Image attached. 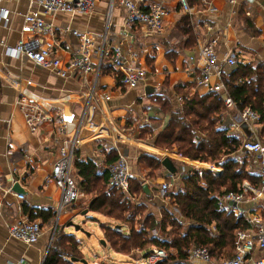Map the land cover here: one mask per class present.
Wrapping results in <instances>:
<instances>
[{
  "label": "crops",
  "instance_id": "0c3cea01",
  "mask_svg": "<svg viewBox=\"0 0 264 264\" xmlns=\"http://www.w3.org/2000/svg\"><path fill=\"white\" fill-rule=\"evenodd\" d=\"M155 1L157 0H139L137 3L141 9L147 10ZM188 3L193 7L195 17L199 19L194 31L190 16L181 11L178 0H164L168 12L164 17L163 31L158 35L150 34L140 25L125 27L124 10L120 6L114 5L108 13V1L97 0L93 10L87 15L57 13L48 18L54 27L53 34H44L42 38L47 42L55 39L60 44L56 53L66 58L69 53L78 49V34L92 36L101 32L109 16L108 43L113 45L123 40L124 54H135L140 66L145 68L143 83L136 88L125 89L108 62L104 64L98 81L99 87L111 95L108 102L109 113L116 129L125 139H133L138 145L133 152L148 151L149 155L160 161L167 157L174 170L170 172L160 164L154 172L155 177L147 174L144 179L141 173L145 165L137 164L140 172L136 171V174L148 184L151 193L150 197H146L142 192L137 195L147 208L141 219L148 214H152L156 220L160 219V209L166 204L164 198L157 194L156 188L159 183L172 180L174 186H178L180 176L193 171L192 166L202 162L177 155L173 150L153 144L154 136L161 130L168 115V111L161 107L159 98L164 97L168 100L173 110L180 109L185 95L189 97L194 94L204 95L203 92L195 89L193 82L194 76L198 73L195 65L198 43L216 37L218 39L216 49L220 55L233 53L236 63H264V0H233L232 3L227 0H188ZM207 5H210L213 11L208 12L205 9ZM0 9L5 10L6 18V21L0 18V178L2 183L0 264H43L53 238L61 234H69L66 228L77 215L73 214L67 223L61 225L58 223L61 214L67 212V208L65 207L60 213L57 212L59 191L49 180V174L54 160L61 152V144H55L53 140L63 131L62 119L77 113L83 86L76 72L60 77L47 68L36 66L23 56L7 55L4 52L5 45L13 46L20 38L24 39L28 36L21 34L19 30L27 4L23 0L3 1L0 2ZM186 22L190 33H183ZM74 31L77 34H74ZM191 56L192 61L189 60ZM26 80H31V84H26ZM17 86L23 87L29 95L46 102L59 101L63 96H67L68 101L52 109L53 122H45L31 133L22 113L15 105L18 95ZM145 104H150L151 109L145 111L142 107ZM144 117H148V120L144 121ZM134 120L136 123L133 122ZM220 122L223 129L224 121ZM130 124L145 127L147 131H151L150 137L142 139L147 135L140 138L133 136L136 131L131 130L133 127ZM130 132L133 135H129ZM86 140L78 150V154L84 159L93 158L97 161L102 156L103 150L110 149L109 140L102 136L96 139L87 137ZM121 145L125 146V150L127 149V144ZM237 153L242 154L239 149L231 154ZM235 161L238 162L237 159ZM247 164L246 170L253 175L249 169L252 164L251 157L250 163ZM181 167H184V172L179 175ZM200 172L201 170L198 171ZM173 174L177 176L174 180L170 179ZM72 175L75 177L73 169ZM77 185L81 192L79 198L86 195L88 203L90 194L86 193L79 183ZM7 189L9 191H6ZM220 193L215 194V198ZM16 194H22L23 199H17ZM155 198L159 201L153 204ZM86 202L82 200L73 205L81 210L78 214L86 210ZM87 213L91 212L87 210ZM43 217H46V221H43ZM19 219H33L40 222L42 234L37 242L25 245L8 234L6 224ZM125 228L124 232L127 233L129 227ZM134 228H138L137 224ZM152 230L155 231L151 229V232ZM72 236L76 239L74 235ZM103 241L104 245L108 246L104 238ZM135 252L142 261L141 253Z\"/></svg>",
  "mask_w": 264,
  "mask_h": 264
},
{
  "label": "built area",
  "instance_id": "2783aa9c",
  "mask_svg": "<svg viewBox=\"0 0 264 264\" xmlns=\"http://www.w3.org/2000/svg\"><path fill=\"white\" fill-rule=\"evenodd\" d=\"M3 1L13 0H0V2ZM23 1L27 4V10L22 14L19 30L21 34L28 36L24 39L20 38L13 46L5 45L4 52L9 56H23L36 66L47 68L60 77L76 72L83 86L77 113L62 119L63 131L53 140L55 144H61V152L54 160L49 174V180L59 191L57 212L60 213L81 195L80 188L73 178L72 168L75 162L84 160V157L78 154V150L83 142L87 141V137L96 139L102 136L109 140L110 148L114 149L116 158L105 164L101 156L96 163L107 170L108 187L118 189L124 196L135 201L136 197L130 195L128 185L130 180L139 177L129 165V156L121 145L132 142L125 139L116 129L109 113L108 102L111 95L99 87L98 81L104 64L108 62L116 75L120 77V82L125 89L136 88L143 83L145 68L140 66L135 54H124L123 40L113 45L108 43L109 16L101 32L92 36L78 34L79 47L69 53L66 58L56 53L60 44L55 39L49 42L42 40L44 34H53L54 27L48 18L57 13L87 15L93 10L97 0ZM107 1L108 13L116 4L124 10L125 27L140 25L150 34L162 33L164 17L168 12L164 0L153 2L147 10L139 7L137 3L139 0ZM227 1L233 2V0ZM178 4L181 11L190 16L194 31L199 19L195 17L193 7L189 5L188 0H178ZM205 9L208 12L213 11L210 5H207ZM0 18L6 21L3 9H0ZM73 33L77 34L75 31ZM217 41L216 37H210L198 43L195 61L198 73L193 78L194 87L204 94L208 92L217 94L223 107L222 113L218 114L220 121H224L223 130L227 135L240 139L238 149L251 157L252 164L249 169L253 175L259 177V181L256 184L243 181L238 191L221 192L216 196V205L220 209L232 213L235 220L244 219L247 223V227L236 229L230 255L212 258L206 247L190 246L186 249L185 263L264 264V135H261V115L250 107L238 108L237 103L228 94L224 79L228 78V69L236 63V58L230 52L220 55L216 49ZM189 60L192 61L193 57H189ZM26 84H31V80H26ZM17 91L15 105L22 113L24 122L31 133H34L41 124L53 122L52 109L68 101L67 96H63L59 98V101L50 103L29 95L23 87L17 86ZM142 107L145 111L151 109L150 104ZM147 120L148 117H144V121ZM202 164L193 165L191 170L199 171L202 170L201 167H205L204 170L214 176L223 174L222 167L218 165L200 166ZM183 172L184 167H181L178 174ZM171 178L174 180L177 176L173 174ZM141 182L143 183L144 180ZM1 184L0 178V186ZM173 186L172 180H164L157 185V194L161 198H167L166 194ZM16 198L22 200L23 195L16 194ZM6 230L11 237L25 245L34 244L42 234L40 222L37 220H15L6 224ZM152 232L155 233L154 230ZM139 253L145 264H156L167 257V252L157 246Z\"/></svg>",
  "mask_w": 264,
  "mask_h": 264
},
{
  "label": "trees",
  "instance_id": "16d2710c",
  "mask_svg": "<svg viewBox=\"0 0 264 264\" xmlns=\"http://www.w3.org/2000/svg\"><path fill=\"white\" fill-rule=\"evenodd\" d=\"M183 27V33L191 32L187 22ZM228 72V78L224 79L228 94L238 108L250 107L261 115V135H264V63L237 62ZM117 78L120 81L118 75ZM159 101L168 115L161 130L154 136L155 146L173 150L175 154L191 160L213 162L220 155L225 157L220 164L224 169L221 176L213 177L198 171L186 172L180 176L179 187L166 194L183 218L193 224L180 233L182 224L164 207L160 209L159 220L152 214L141 219L147 210L146 206L142 202H132L118 189L108 187L107 170L93 158L75 162L72 168L80 187L90 194L85 208L119 223V229L107 225L101 227L105 242L115 252L127 255L134 251H145L152 246L164 250L169 247L175 249L174 254L167 253V257L156 264H185L186 249L190 246L206 247L212 258L224 256L221 252L232 246L236 229L247 227V223L244 219L235 220L231 213L220 209L216 205L215 194L238 191L243 180L256 184L259 177L251 175L244 164H239L229 156L238 149L240 139L215 127V115L223 111L216 93L194 94L191 97L185 95L180 109L173 110L164 97L159 98ZM102 158L105 164L114 161V149L103 150ZM137 162L148 167L149 176L161 164L160 160L149 154L140 155ZM141 184L135 179L129 181L131 196L142 192ZM43 219L46 221V217ZM135 224L138 227L136 229ZM122 225L129 227L127 233L121 230ZM166 225L171 227L170 232L174 234L171 240L161 241L147 235L149 229L164 231ZM210 225L214 227L213 231L208 228ZM82 258L78 241L72 235L61 234L51 241L43 264H75Z\"/></svg>",
  "mask_w": 264,
  "mask_h": 264
},
{
  "label": "rangeland",
  "instance_id": "374dc122",
  "mask_svg": "<svg viewBox=\"0 0 264 264\" xmlns=\"http://www.w3.org/2000/svg\"><path fill=\"white\" fill-rule=\"evenodd\" d=\"M215 116H216L215 127L222 129V124L220 122V119L218 118V115H215ZM133 122L136 123L135 120ZM130 126H132V125L130 124ZM132 127L133 128L131 130L136 131V132L134 135L130 132L129 135H133V136H136L139 138L143 135H147V136L142 137V139L150 137L151 131H147L145 129V127L139 126V124H135ZM125 144L128 145V146L126 145L127 149L125 151L129 156V163H130L131 168L132 169L135 168L134 169L135 171H139L140 169H139V167H137L138 157L142 154H150V153L148 151H143V150L141 152L136 151V153H135V152H133V149H135V147H137L138 145H136L133 142L132 143L125 142L124 145ZM123 147L125 148V146H123ZM172 153H174V152H172ZM177 155H179V154H177ZM229 156L231 158H233V160L237 159L239 164H244L245 169L248 167L247 163H250V156L244 154L243 152H242V154H240V153L230 154ZM220 158H223V159L221 160ZM224 158L225 157L220 155L216 161H213V162L202 161L200 163H203L205 165L215 164V165L219 166L221 163H223ZM141 164H143V163H141ZM203 164L200 166H205ZM145 166L143 167L142 173H141V174H143L142 176L144 179L147 177L146 176L147 174L149 175L148 168ZM204 168H202V167L200 168V169H202L201 170L202 173L201 172L200 173L201 174L204 173V174L212 176V174L207 173L204 170ZM154 172L155 171L152 172V175L150 177H155ZM73 178L76 180L77 183H79V180L76 176L74 177V175H73ZM135 180L140 181L138 178ZM131 183H133V182H131ZM178 187H179V185L171 187L170 190L173 191V190L177 189ZM154 188L155 187H153V189ZM135 197H136V200L132 201V202H134V203L140 202L139 198H137V196H135ZM156 197H158V195H156ZM82 200H84L85 202L87 201L86 195L78 198L73 203L68 204L66 206L67 212L62 213L60 218H59V221H58V223L60 225L63 224L64 222L67 223L71 219V216L73 214H77L75 217H73L74 218L73 223L78 224V225L80 224V226L83 229V231H79V230L77 231V230H74V228L71 225H68L67 226L68 228H66V231H68L69 234L74 235L76 237V239L78 240L79 248H80L82 256H83L82 260L84 262H81V260H77L74 263L75 264H145V262H143V260L141 261L138 259V257H137L138 254L135 251L130 252V254L124 255V254L113 251L112 249L108 248V246H105L100 242L103 240V232H102V228H101L102 225L114 226V225H118L119 223L115 222L116 220H114V219L107 218V217H105L101 214H98V213H92L91 212V213H87V215L85 217L81 216L80 214H78L81 210L78 207H75L73 205L77 204V202L82 201ZM164 200H165V204H166V206L164 208H166L170 212H172L176 221H178L179 223L182 224V226H181L182 228H180L179 232L180 233L184 232L185 228L189 224H193V222L190 220L184 219L183 216L180 214L179 210L174 205H172L170 203L168 198H164ZM158 201L159 200L157 198H155V201L153 200L152 203L154 204L155 202H158ZM86 204H87V202H86ZM148 208L150 209L151 206H149ZM161 208H163V207H161ZM208 228L213 231L212 225H210ZM151 229L148 230L147 235L149 237L159 238L161 241L171 240L172 237L174 236V234H172L170 232L171 227H169L168 225H166V228L164 231H161L158 228H154L156 232L153 233V232H151ZM121 230L123 232L126 230L124 225L121 226ZM232 246H233V244H232ZM232 246L224 248V250L221 252V255H230V253L232 251ZM165 250L167 253H170V254L175 253V249L172 247H169Z\"/></svg>",
  "mask_w": 264,
  "mask_h": 264
},
{
  "label": "water",
  "instance_id": "95a60500",
  "mask_svg": "<svg viewBox=\"0 0 264 264\" xmlns=\"http://www.w3.org/2000/svg\"><path fill=\"white\" fill-rule=\"evenodd\" d=\"M161 164L167 169V170H169L170 172H173L174 170H173V168L171 167V163H170V161H169V159L167 158V157H165V158H163L162 160H161ZM141 191H142V193L146 196V197H150L151 196V193H150V190H149V187H148V184L146 183V182H143L142 184H141ZM80 215L81 216H86L87 215V210H83L81 213H80ZM69 225H71L73 228H74V230H79V231H83V229H82V227L80 226V224L78 225V224H74L73 222H70V224ZM115 227V229H119L120 227H119V225H115L114 226ZM103 245H104V241L102 240V241H100ZM74 260V259H73ZM75 261V260H74ZM81 262H84L82 259H81Z\"/></svg>",
  "mask_w": 264,
  "mask_h": 264
},
{
  "label": "bare ground",
  "instance_id": "6f19581e",
  "mask_svg": "<svg viewBox=\"0 0 264 264\" xmlns=\"http://www.w3.org/2000/svg\"><path fill=\"white\" fill-rule=\"evenodd\" d=\"M131 139V138H130ZM128 140V139H127ZM131 140H133V139H131ZM131 140H128V141H130V142H133V143H135L136 144V142L133 140V141H131Z\"/></svg>",
  "mask_w": 264,
  "mask_h": 264
}]
</instances>
